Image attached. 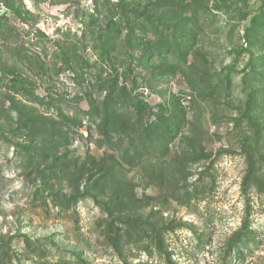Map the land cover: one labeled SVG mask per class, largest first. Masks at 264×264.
I'll return each instance as SVG.
<instances>
[{
	"label": "rangeland",
	"instance_id": "rangeland-1",
	"mask_svg": "<svg viewBox=\"0 0 264 264\" xmlns=\"http://www.w3.org/2000/svg\"><path fill=\"white\" fill-rule=\"evenodd\" d=\"M0 264H264V0H0Z\"/></svg>",
	"mask_w": 264,
	"mask_h": 264
}]
</instances>
